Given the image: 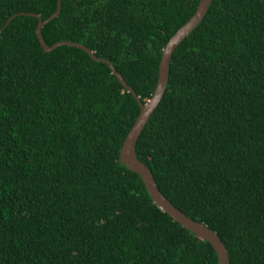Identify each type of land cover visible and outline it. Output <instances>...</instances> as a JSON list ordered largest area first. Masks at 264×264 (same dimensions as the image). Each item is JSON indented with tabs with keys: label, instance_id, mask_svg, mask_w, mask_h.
I'll return each instance as SVG.
<instances>
[{
	"label": "trees",
	"instance_id": "16d2710c",
	"mask_svg": "<svg viewBox=\"0 0 264 264\" xmlns=\"http://www.w3.org/2000/svg\"><path fill=\"white\" fill-rule=\"evenodd\" d=\"M200 0H0V264H218L119 150ZM8 24V19L14 15ZM76 45L87 47L93 60ZM159 191L264 264V0H212L136 142Z\"/></svg>",
	"mask_w": 264,
	"mask_h": 264
},
{
	"label": "water",
	"instance_id": "95a60500",
	"mask_svg": "<svg viewBox=\"0 0 264 264\" xmlns=\"http://www.w3.org/2000/svg\"><path fill=\"white\" fill-rule=\"evenodd\" d=\"M212 0H200L196 12L192 15V17L181 26L175 34L169 39L167 44L165 45L162 54L161 60L159 63V72H158V80L155 87V90L152 96L145 102L142 103L136 93L132 90L130 86L124 81L122 76L114 69L113 65L110 62L104 61L110 68L112 74L118 79V81L122 84V86L132 94L138 105L140 107L139 114L130 128L128 134L126 135L122 146L119 150V163L121 166L126 168L127 170L136 173L142 180L145 185L147 191L149 192L151 200L156 204V206L166 213L169 217H171L175 222H177L180 226L187 229L191 233L195 234L199 238L208 242L214 251L216 252L218 264H230L228 252L220 240V238L211 230H209L202 223L196 222L191 218L187 217L184 213H182L179 209H177L158 189L156 185V181L151 173V171L147 168V166L142 163L137 155H136V142L142 130L144 129L147 121L150 116L154 112L158 103L164 95L166 82L168 80V69L170 57L173 50L178 46V44L196 27V25L202 20L208 10ZM60 10V0H57L56 11L46 20H42L41 17L37 14L33 13H20L23 15L34 16L38 19V24L36 27V34L40 41L42 48L45 51H51L59 45L66 44L69 46H73L74 44L71 42H58L53 44L52 46H48L44 43L41 36V27L46 22L50 21L56 15H58ZM19 14L12 15L6 24L9 21ZM0 28V30H2ZM78 48L84 50L93 60L100 61L91 50L83 45H76Z\"/></svg>",
	"mask_w": 264,
	"mask_h": 264
}]
</instances>
